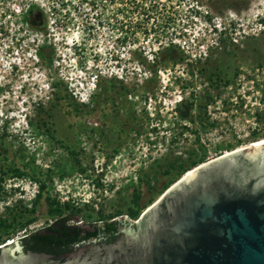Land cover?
<instances>
[{
    "label": "rangeland",
    "instance_id": "374dc122",
    "mask_svg": "<svg viewBox=\"0 0 264 264\" xmlns=\"http://www.w3.org/2000/svg\"><path fill=\"white\" fill-rule=\"evenodd\" d=\"M31 3L45 36L25 23ZM168 42L182 61H160ZM261 139L264 0H0V246L75 210L134 222L179 165Z\"/></svg>",
    "mask_w": 264,
    "mask_h": 264
},
{
    "label": "water",
    "instance_id": "95a60500",
    "mask_svg": "<svg viewBox=\"0 0 264 264\" xmlns=\"http://www.w3.org/2000/svg\"><path fill=\"white\" fill-rule=\"evenodd\" d=\"M190 170L134 222L45 227L1 245L0 264H264V142Z\"/></svg>",
    "mask_w": 264,
    "mask_h": 264
},
{
    "label": "trees",
    "instance_id": "16d2710c",
    "mask_svg": "<svg viewBox=\"0 0 264 264\" xmlns=\"http://www.w3.org/2000/svg\"><path fill=\"white\" fill-rule=\"evenodd\" d=\"M160 53H162V58L160 59V61H168V62H170V63H177V62H180V61H182L183 60V58H184V54L182 53V51L180 50V49H178V47H177V45H175L174 43H172V42H168L167 43V45L166 46H164V47H162L161 49H160ZM140 60V63L141 62H144V59H139ZM156 60L154 59V61L153 62H155ZM157 62V61H156ZM153 72H154V70H153ZM98 80V81H97ZM96 80V86H97V88L99 89L100 87H102V88H105V85L104 84H106L107 82L104 80H102V82L100 81V79H97ZM111 83V82H110ZM109 83V84H110ZM54 85L56 86V88H58L57 86V82H54ZM108 86H111V85H108ZM184 103H186V100H181V101H178L177 103H176V105L174 106V108H176V112H177V114L179 115V117L180 118H182V119H185V118H187V114L186 113H183L182 111H180V109H179V106L181 105V104H184ZM187 106H190V103H187ZM256 135L255 134H252L251 135V138H256L255 137ZM254 139H252V141H253ZM255 141V140H254ZM194 162H196V161H190V163H189V165H185V166H183L182 164L181 165H179L178 166V168H179V170L177 171V173L176 174H180V173H182V172H185L186 170H188L189 168H191V166L193 167V166H195V165H197V164H199V163H201V162H203V160H201V158L199 159V161L197 162V163H195L194 164ZM156 163H157V160H154L153 161V166H155L156 165ZM191 165V166H190ZM18 170V168L17 167H15V169L13 170V174H16V171ZM172 183V182H171ZM170 183V184H171ZM169 184V185H170ZM167 187V185L164 187V188H166ZM163 188V189H164ZM44 189H45V186H43V185H39V187H38V190L36 191V193H35V195H34V198H33V200H32V204L34 205L36 202H37V200L41 197V194L43 193V191H44ZM163 191V190H162ZM134 196H137L136 194L134 195ZM44 200L49 204V203H51L52 202V200L51 201H49V197L47 196V195H45L44 196ZM10 212L12 211V209H10L9 210ZM12 212H14V211H12ZM75 213H76V210H75V212L74 213H68V214H65V215H59V216H57V217H55L52 221H50L49 223H47V224H45L44 226H42V227H40V228H36V229H33V230H28V231H26V229L25 228H23L24 230V233H23V235L22 236H20V237H23V236H25V235H28V234H30V233H33V232H35V231H38V230H41V229H43V228H45V227H51V226H57V225H63V224H69V223H75V222H73L72 221V216L73 215H75ZM136 213H137V209H130L129 210V212H128V215H129V217H135V215H136ZM110 217H103L102 219H101V221L100 222H96V221H94V222H86V223H93V224H100V225H106V224H116V223H122V222H124L123 220H116V219H109ZM0 224H3V219L2 218H0ZM19 237V238H20ZM10 239H12V237L10 238ZM18 239V238H17Z\"/></svg>",
    "mask_w": 264,
    "mask_h": 264
},
{
    "label": "flooded vegetation",
    "instance_id": "af4514ba",
    "mask_svg": "<svg viewBox=\"0 0 264 264\" xmlns=\"http://www.w3.org/2000/svg\"><path fill=\"white\" fill-rule=\"evenodd\" d=\"M23 18L25 19V23L29 29L41 34L42 36L46 35L44 15L38 5L34 3L29 4L25 9ZM54 54V47L48 44V40L45 38H42L39 44L34 48V55L36 59L43 61L46 65H48V67H51L50 62L54 61ZM52 79V86L56 88L54 82H57L58 88L56 89H59L61 82L58 80L60 79L57 77H52ZM63 94V98H65V96H69L65 93V91L63 92Z\"/></svg>",
    "mask_w": 264,
    "mask_h": 264
},
{
    "label": "bare ground",
    "instance_id": "6f19581e",
    "mask_svg": "<svg viewBox=\"0 0 264 264\" xmlns=\"http://www.w3.org/2000/svg\"><path fill=\"white\" fill-rule=\"evenodd\" d=\"M262 142H264V140H260V141H258V142H254V143H252V144H248V145H250V146H254V145H258L259 143H262ZM247 146V145H246ZM190 169L189 170H187V171H185L184 173H186V175H189V173H190ZM183 173V174H184Z\"/></svg>",
    "mask_w": 264,
    "mask_h": 264
}]
</instances>
